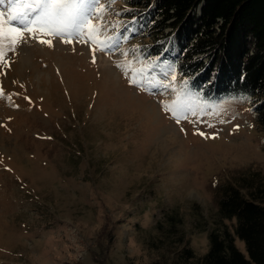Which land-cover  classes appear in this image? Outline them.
<instances>
[{
	"label": "rangeland",
	"instance_id": "1",
	"mask_svg": "<svg viewBox=\"0 0 264 264\" xmlns=\"http://www.w3.org/2000/svg\"><path fill=\"white\" fill-rule=\"evenodd\" d=\"M129 1L86 0L94 29L44 35L51 45L39 31L0 39V264H155L166 254L151 244L156 224L175 209L202 257L220 187L264 174V132L246 98L205 101L189 87L203 122L172 121L164 105L183 84L156 86L163 74H149L138 47L146 22L122 14Z\"/></svg>",
	"mask_w": 264,
	"mask_h": 264
},
{
	"label": "trees",
	"instance_id": "2",
	"mask_svg": "<svg viewBox=\"0 0 264 264\" xmlns=\"http://www.w3.org/2000/svg\"><path fill=\"white\" fill-rule=\"evenodd\" d=\"M127 8L146 22L145 59L152 64L156 53L178 49L175 63L195 77L201 98H246L264 132V0H130ZM219 196L208 253L197 256L175 209L156 224L160 236L151 244L166 254L155 264H264V174L241 175Z\"/></svg>",
	"mask_w": 264,
	"mask_h": 264
},
{
	"label": "snow or ice",
	"instance_id": "3",
	"mask_svg": "<svg viewBox=\"0 0 264 264\" xmlns=\"http://www.w3.org/2000/svg\"><path fill=\"white\" fill-rule=\"evenodd\" d=\"M3 3L4 0H0V4ZM85 4L86 0H10L7 14H5L3 8H0V39L7 37L11 44L15 45L23 42L26 33L35 35L39 31L41 33L40 42L51 45L52 40H45L44 35L52 36L57 32L71 34L74 31L82 30V25L90 30L94 29L95 23L89 20L86 14H82ZM100 8L101 6L97 5V10H100ZM122 14L130 16L133 23L138 19L131 8H124ZM102 20L103 18L98 17V21L102 23ZM110 23L111 21H109ZM108 26L102 25L103 28ZM93 39L96 40L98 37L94 36ZM65 43H68V41L65 40ZM138 47L140 51H143L146 46ZM106 50L112 51L113 49L107 47ZM3 55V52L0 51V57H3ZM166 55V53L155 54L149 74L158 69L159 73L163 74V81H167V83L158 81L157 87L174 90L173 86L182 82L184 91L177 90L176 103L171 108L164 105L165 111L178 127L181 125V117L185 122L193 124L203 122V118L197 121L198 113L193 110L192 105L185 99L189 87L194 86L199 90L200 86L195 85V77L186 72L183 65L178 66L175 62L169 63L165 59ZM176 59H179V54ZM131 83L135 87L140 86L134 78L131 79ZM142 83L143 81L140 82V84ZM4 92V88L0 86V95H3ZM200 135L204 136L205 134L201 132Z\"/></svg>",
	"mask_w": 264,
	"mask_h": 264
}]
</instances>
